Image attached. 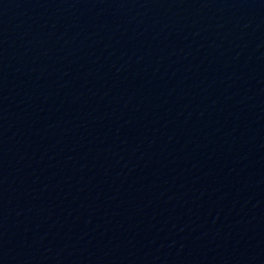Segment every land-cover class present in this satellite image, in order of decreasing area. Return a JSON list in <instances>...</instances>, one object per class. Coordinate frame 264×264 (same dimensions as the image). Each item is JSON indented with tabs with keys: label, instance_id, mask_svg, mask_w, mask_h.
I'll return each instance as SVG.
<instances>
[{
	"label": "water",
	"instance_id": "water-1",
	"mask_svg": "<svg viewBox=\"0 0 264 264\" xmlns=\"http://www.w3.org/2000/svg\"><path fill=\"white\" fill-rule=\"evenodd\" d=\"M0 264H264V0H0Z\"/></svg>",
	"mask_w": 264,
	"mask_h": 264
}]
</instances>
